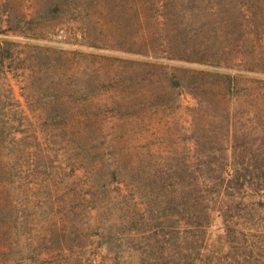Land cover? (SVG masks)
Instances as JSON below:
<instances>
[{"label": "trees", "instance_id": "1", "mask_svg": "<svg viewBox=\"0 0 264 264\" xmlns=\"http://www.w3.org/2000/svg\"><path fill=\"white\" fill-rule=\"evenodd\" d=\"M230 1L240 2L218 5ZM5 15L0 34L38 38L31 12ZM18 43L0 39L4 78L21 68ZM24 68L35 84L48 77ZM231 84L205 86L215 105L199 149L147 155L87 134L96 114L70 121L59 107L72 97L54 86L35 90L41 131L55 132L39 137L11 86L0 87V264H264V114L221 110Z\"/></svg>", "mask_w": 264, "mask_h": 264}, {"label": "rangeland", "instance_id": "2", "mask_svg": "<svg viewBox=\"0 0 264 264\" xmlns=\"http://www.w3.org/2000/svg\"><path fill=\"white\" fill-rule=\"evenodd\" d=\"M218 2L0 0L1 22L5 14L31 12L29 27L38 37L0 34L19 42L22 62L16 73L1 74L0 87L11 86L24 123H33L39 137L55 132L41 131L35 90L54 86L72 97L59 107L70 121L96 114L86 121L96 122L95 130L86 133L102 137L105 146L119 144L135 155L195 152L215 105L203 94L207 84L232 79L217 103L221 110L244 120L264 114V0L230 1L226 8ZM227 16H239L242 27L232 32ZM26 66L42 68L48 77L35 84ZM64 73L69 77L61 79Z\"/></svg>", "mask_w": 264, "mask_h": 264}]
</instances>
